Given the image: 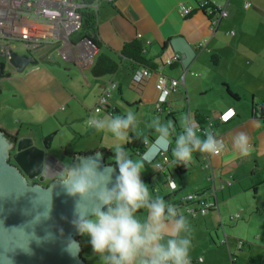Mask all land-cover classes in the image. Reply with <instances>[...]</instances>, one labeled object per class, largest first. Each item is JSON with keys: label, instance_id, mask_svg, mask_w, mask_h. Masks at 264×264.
Returning <instances> with one entry per match:
<instances>
[{"label": "crops", "instance_id": "0c3cea01", "mask_svg": "<svg viewBox=\"0 0 264 264\" xmlns=\"http://www.w3.org/2000/svg\"><path fill=\"white\" fill-rule=\"evenodd\" d=\"M222 2L223 0H115L113 3L107 2L106 6L104 1H100L97 30L103 48L97 52V56L104 53L117 59L125 44L137 39L142 41L147 48L148 57L158 69L151 78L141 84H134L129 80L131 76L134 79V72L125 59L120 62V69L115 75L100 80H96L91 74L93 65L64 61L82 73L84 79L76 73H70V77L72 79V76H75L82 85L81 88L87 89L84 94L88 96L92 92L94 98L99 101L105 90L109 91V99L102 107L105 109L108 106L112 112L118 114L114 117L108 115L112 120H128L127 115H123L125 111L121 109V104L135 108L136 113L142 114L147 111L145 106L149 105L158 114L157 120L152 114H145L143 123L151 125L147 127L146 134L136 136L146 141L145 152L163 134L157 131L158 129L167 130L168 139L172 144L168 154L170 161L163 169L145 161L143 156L140 159L145 166L142 178L149 187V194L152 192L154 196V199L149 196L148 201L155 202L162 198L160 179L164 178L172 193L181 194L188 189L184 187L187 176L204 170L201 178L195 177L197 189L187 192L186 197L194 194V203L208 202L213 203L215 207L203 214L200 212V205L196 204L191 207L197 210L194 215L186 208L173 204L177 202L172 200L175 196L164 200L165 215L168 217L165 223L171 227L175 221L183 218L186 225L178 236L166 235L162 243L166 246L167 240L173 238L190 240L191 264H264V119L260 121V110L264 105V0H228V16L221 19L216 31L211 32L210 7H217ZM181 6L192 7L193 14L183 17L179 11ZM228 33L233 34L228 36ZM199 45H202L201 49L198 48ZM176 55H180L181 59L173 65H168V60ZM58 64L62 66L61 63ZM63 67L69 68L66 64H63ZM9 72L10 76L6 80H14V83H17L16 96L26 97L29 108L43 114V117L33 115L32 124L43 125V120L49 117V113L53 118H57V112L67 110V107L74 105V100L78 99L81 129L90 131V123L96 119L98 124L94 126V130L98 127L104 128V111L100 114L87 112V120H84V111L81 110L83 101L79 100V94L73 90L71 80L67 77L63 79L65 76L62 75V68L43 62L28 67L22 73L13 67H10ZM161 74L170 80H179L180 83L175 90H172L169 84V100L159 111L156 82ZM53 80H56L59 87H64V91H58ZM52 100H56L59 105L50 104L46 107V102ZM99 105L98 102L95 110ZM12 107L24 109L23 105L13 104ZM229 108L236 110V117L223 124L219 121V116ZM196 115L205 120L203 126H198ZM66 119L67 123H70L69 118ZM132 121L134 134L135 121ZM177 124L183 128H193L196 139L201 142L207 141L209 136L212 139L220 138L221 152L213 156L194 149L191 161L187 165L183 164V171L178 174L177 169L181 165L175 162L172 155L178 142L174 129ZM0 126L7 130L5 125ZM120 130L126 133L123 138L126 145L129 133L122 128ZM58 131L55 129L47 135H58ZM154 131V142L151 144L148 142V134ZM242 134L248 137L247 156L241 152ZM34 144L46 148L39 143ZM103 147L125 148L104 145L89 152L65 150L68 154L91 153ZM49 156L54 158L51 154ZM107 163L112 164L113 160ZM66 171L68 174L70 170L66 168L64 172ZM178 180L183 182V186H179ZM171 182H174L176 188L171 186ZM213 184L216 186V194L212 190ZM223 185H226L225 189H222ZM251 192H254V198L250 197ZM168 205L175 208V216L167 212ZM148 214V209L144 208L136 216L141 222H146ZM237 214L240 217L235 218ZM80 237L84 248L83 257L89 264H110V260H105L92 251L87 236ZM241 254L244 258H241Z\"/></svg>", "mask_w": 264, "mask_h": 264}, {"label": "clouds", "instance_id": "9594fccd", "mask_svg": "<svg viewBox=\"0 0 264 264\" xmlns=\"http://www.w3.org/2000/svg\"><path fill=\"white\" fill-rule=\"evenodd\" d=\"M139 69V68H138ZM135 84V83H134ZM103 112V111H102ZM132 117L128 120L117 118L111 125V130L118 138L123 139L121 128H128ZM160 135L155 144L143 154V159L151 163L161 151L170 149V140L166 129H158ZM187 138L181 136L172 155L175 162L187 165L192 159L194 149L213 156L219 154L215 141L209 136L201 142L195 139V132L188 128ZM191 142V147L189 146ZM241 152L249 154L248 137H240ZM113 158L119 169L116 184L112 189L107 188L111 174L105 177V187L102 192L95 182L96 161L84 164L81 169H73L64 181L66 192L78 198L84 210L77 214L74 227L82 236H87L94 253L110 264H191L189 251L191 242L188 239H168L165 246L162 241L166 235L176 237L185 228L186 221L181 218L169 227L165 223L166 203L162 198L149 203V187L142 178L143 164L133 163L123 159L121 149H116ZM95 193H98L94 196ZM91 203V207H89ZM148 209V219L141 222L136 214ZM167 212L175 216V208L167 206ZM70 243L75 244V241ZM105 254H108L107 256Z\"/></svg>", "mask_w": 264, "mask_h": 264}, {"label": "water", "instance_id": "95a60500", "mask_svg": "<svg viewBox=\"0 0 264 264\" xmlns=\"http://www.w3.org/2000/svg\"><path fill=\"white\" fill-rule=\"evenodd\" d=\"M7 61L22 73L28 66L41 63L43 57L35 59L12 52ZM262 119L264 105L260 110V121ZM20 132L16 131L12 141L0 128V264H89L83 257L81 235L73 223L84 209L80 207L82 202L65 190L68 175L48 187L30 184V179L44 182L47 178V149L35 145L28 134ZM108 156L100 151L79 155L69 173L96 161L95 182L99 191L104 190L109 173L111 181L106 186L112 189L119 169L107 163ZM212 190L216 194L215 184ZM88 206L91 207V203Z\"/></svg>", "mask_w": 264, "mask_h": 264}, {"label": "built area", "instance_id": "2783aa9c", "mask_svg": "<svg viewBox=\"0 0 264 264\" xmlns=\"http://www.w3.org/2000/svg\"><path fill=\"white\" fill-rule=\"evenodd\" d=\"M101 0H0V54L8 60L12 52L18 53L19 47H24V55L36 57L39 51L48 49L45 54L47 60H68L83 63L84 65L92 66L96 60L97 47L87 39L80 42H72L71 37L83 26L82 12L86 8H91L94 11L99 10ZM113 3L115 0H107ZM223 0L222 4L218 5V13L211 18V32L216 31L221 19L228 16L227 2ZM249 6V5H246ZM183 17L191 16L194 12L192 7L181 6L179 9ZM217 12V11H216ZM212 13V11H211ZM233 33H228L231 35ZM199 49L202 45L198 46ZM181 59L180 55L168 60V65H173ZM155 74L148 68H139L134 72L135 84H141L144 80L151 78ZM180 81L168 78L165 75H159L156 82V90L159 93L157 98V108L160 109L163 104L169 100L171 89H177ZM171 85V89L169 88ZM109 91L99 98L100 105L95 112L102 113L103 104L107 103ZM236 110L229 108L219 116V121L223 124L229 123L236 117ZM98 119L93 120L91 125H97ZM191 128V127H190ZM193 129V128H191ZM216 147L221 152L222 140L213 138ZM167 151H161L159 156L162 160L156 161L154 158L151 163L155 162L160 169L170 161ZM60 172L59 164L53 159H49L47 164V175H55ZM231 185V183L229 184ZM174 186V182H171ZM226 186H222L225 189ZM196 195L189 194L186 199L194 201ZM213 203H204L200 212L206 214L208 209H213ZM191 214L196 215L193 208L187 209ZM240 217L239 214L235 218ZM202 261V259L200 260Z\"/></svg>", "mask_w": 264, "mask_h": 264}, {"label": "rangeland", "instance_id": "374dc122", "mask_svg": "<svg viewBox=\"0 0 264 264\" xmlns=\"http://www.w3.org/2000/svg\"><path fill=\"white\" fill-rule=\"evenodd\" d=\"M102 1H104L105 4L108 2L107 0H102ZM106 6H107V4H106ZM48 52H49L48 49H44L42 51H39L36 54V56L38 58H40L43 55L47 54ZM18 53L23 54L24 53V47L20 46ZM165 57H166V55H164V58ZM57 61L59 63H61V65H62V66H60V64H57L56 67L62 68V70H63L62 75L65 76L63 79L65 80L67 77L69 80H71V86L73 87V90L79 94V100L83 101V108L81 110L84 111L82 113L84 120H87V112H91V111L95 112L96 104L99 101H97L94 98V94L92 92H90L88 96L86 94H84L85 92H87V89L83 90V88H81L82 85L79 84L78 79H75V76H72V79H71L70 73H76V75L78 77H79V75L82 76V73H80V70L75 69L72 64L65 63V61L62 59H57ZM63 64L68 65L69 68L65 69L63 67ZM53 66H55V65H53ZM28 67H32V66H28ZM126 67H128V64ZM82 78H83V76H82ZM129 80L131 82H133L134 79L131 76V77H129ZM53 81H54V86L58 91H64V87H59L57 85L56 80H53ZM15 84H17V83H14V80H6L3 84L4 89H3L2 99H1V106L3 109H1L2 111L0 113V124L5 125V128L7 130H9V132H12V133H15V131H18V130H20L22 132L24 131L23 134H28L29 136L32 137V139L34 140L35 143H39L40 145H43V137L44 136L53 132V130L58 129L59 133L55 137V139L53 140V144H52L51 148L47 150L46 155L48 156L51 154L56 160H58L65 167H68L73 162V160L75 158V156H70L66 152L65 149H68L69 151L85 150L86 152H89L90 150L93 151V150L99 148L100 146H104V145L117 146V147L126 146L123 139L118 138V137L114 138V136H116V134L111 130L110 125L115 121V119L112 120L108 116V114L105 112V110H103L104 111L103 112V118L106 120L105 121L106 124H105L103 129H100L98 127V129L91 130L92 132L88 131V130L81 129L82 127L80 126L81 121H79L80 117H79V101H78V99L74 100V105H69V107H67V110L57 112V114L55 116L57 118H53V115L51 113H49V117L47 119L43 120V125L39 126V124H37V125L32 124L31 123L32 122L31 117L33 115H40L43 117V114H39V112H37L36 110L30 109L28 104H27V101L25 100L26 97L16 96ZM126 92L129 93L128 90ZM85 96H87V97H85ZM116 97H118V94ZM21 99H24V100H21ZM13 104H14V106L15 105L16 106L17 105H23L24 109L18 110L16 108H13L12 107ZM46 104H47L46 107H49L50 104L59 105V103H57L56 100L48 101V102H46ZM70 106L72 107L71 109H70ZM120 107L123 111H125V113L123 112V115L126 114L128 118H129V116H131L132 119H134L135 124H134L133 130H134L135 136H137V137H141L143 134H146L147 127L151 125V124L143 123L142 119L145 116V114H148L150 116L152 114L153 118L155 117L156 120L159 119V116H158V114H156L154 108L152 106H149V105L145 106V108H147V111L144 114L136 113L135 108H129L127 106H124L123 104H121ZM142 108L143 107L141 106V109ZM54 109L55 108L53 107V110ZM103 109H104V107H103ZM148 115H146V116H148ZM66 118H69L70 123H67ZM13 129H15V131H11ZM71 129H73L75 131H71ZM90 129H91V127H90ZM119 131L123 134V137H125L126 133L122 132L121 130H119ZM89 132H91L90 135H88ZM80 134H81V137H79ZM74 153L79 154V152H74ZM133 159L135 160V163H137V162L141 163L140 159H136L134 157H133ZM109 161H111V160H109ZM143 167H145V166L143 165ZM144 171H145V168H144L143 172ZM203 171H204L203 169L198 170L197 173L195 172V174L187 176V178L185 179L187 181V183L184 184V187H186L188 189H186V191L182 192L181 194L175 196L172 200L184 203L186 201L185 198H186L187 192H189L190 190L194 191L197 189L196 186H198V185H196V183H194L195 177H198V179L201 178ZM63 175H62V177H64ZM178 183H180L179 186H181V185L183 186V182H181L180 180H178ZM160 185H161V189L163 190V192H160V197H162V198L168 197L172 193V190L170 189V187L168 185L165 184L164 178L160 179ZM155 187L157 188V185ZM181 190H183V187H181ZM250 194H251L250 197L254 198L253 197L254 192H251ZM149 196L154 199L152 192H151V194H149ZM199 198H202V197H199ZM197 199H198V197H197ZM241 258H244L242 256V254H241Z\"/></svg>", "mask_w": 264, "mask_h": 264}, {"label": "trees", "instance_id": "16d2710c", "mask_svg": "<svg viewBox=\"0 0 264 264\" xmlns=\"http://www.w3.org/2000/svg\"><path fill=\"white\" fill-rule=\"evenodd\" d=\"M210 10L212 11L211 18H213L218 13V9L214 6H211ZM82 15H83V26L79 30V32L72 35V37H71L72 42L76 43V42H80L84 39H87V40H90L99 50H101L103 48V42L99 38V34H98V30H97V12L91 8H86L85 11L82 12ZM166 45H167V43L165 44V48H166ZM124 59L128 60L133 72H135L138 68H142V67L151 69L152 71H157V69H158L157 65L153 62V60L148 57L147 48L144 46L143 42L137 39V40H134L132 42L125 44L124 47L121 49L117 59H115L111 56H108L104 53L99 54L97 56L94 64H93V66H92V69H91V74H92L93 78H95L96 80H100V79L105 78L107 76L115 75L120 69V66H121L120 62ZM45 63H49L50 65H57L59 62L57 60H50V59L47 60L46 59ZM6 64H7L6 58L0 56V69L3 70L6 67ZM4 75L7 76L8 74L5 71L2 73L0 72V78L1 79L4 77ZM103 110H105V112L108 115L113 116V117L117 114L115 112H112L111 108H109L108 106L105 107V109H103ZM159 111H161V108L159 109ZM116 116H118V114ZM196 122H197L198 126H203V124H205V120H203L198 115H196ZM94 126H96V125L92 126L90 123V127H92L91 130L92 129L94 130ZM132 127H133V121L130 122L128 128H126V129L122 128L123 130H125L129 133V140H128L125 148L121 149L120 154L122 155L123 159L132 160V162L135 163V160L133 159V157L136 159H141L143 154L145 153V151L147 149V147H146L147 143L145 140L139 139L136 136H134V134L132 133ZM188 128H190V127L183 128L180 126V124L179 125L177 124L174 127V129H176L175 134L178 137V140L181 136H184L185 138H187L186 129H188ZM192 130L194 131V129H192ZM91 132H89L88 135H90ZM153 133H155V131L150 132L148 134V137H149L148 142L151 144H152V142H154V137L152 135ZM56 136H57V133H53V134L44 136L43 137V145L46 148H51V146L53 144V140L55 139ZM79 137H81V134L79 135ZM194 138L196 139V136ZM189 146L190 147L192 146L191 142H189ZM97 151H100L101 153L109 154V156L106 158L107 161H109V160L112 161L113 158L117 155L115 148L103 147V148L96 150L95 152H97ZM91 153H93V152H91ZM91 153L79 152V154H77V153H69V154L71 156H74V155L75 156H77V155L81 156V155H86V154H91ZM128 153H130L131 155L129 156ZM168 154H170V149L166 152V155H168ZM161 159H162L161 156H158L156 161H160ZM75 161L76 160H74L72 162L71 168L75 164ZM155 162H153V164H155ZM112 164H115L117 166V164L114 162V160H113ZM179 164L181 165V167H179L177 169L178 174L183 171V167H184L183 164H181V163H179ZM224 186H226V185H224ZM179 194H180V192H173L168 197H165L163 200H168V199L172 198L173 196H177ZM148 202L152 203V201H148ZM173 204H178L180 208L184 207L186 209H189L196 204H199L200 208H202L204 205V204H201L199 202L194 203V201H189L187 199L184 203L183 202H176ZM193 209H195V208H193ZM209 210H211V208L208 209V211ZM195 211H197V210L195 209Z\"/></svg>", "mask_w": 264, "mask_h": 264}, {"label": "flooded vegetation", "instance_id": "af4514ba", "mask_svg": "<svg viewBox=\"0 0 264 264\" xmlns=\"http://www.w3.org/2000/svg\"><path fill=\"white\" fill-rule=\"evenodd\" d=\"M0 56H2V54H0ZM3 57V56H2ZM43 57V61H41V63H43V62H45L46 61V57H45V55H43L42 56ZM36 58H38L37 56L35 57V59ZM6 62H7V64H6V67L2 70V69H0V72L2 73V72H6L8 75L7 76H5L4 75V77L1 79L0 78V111H1V108H2V106H1V99H2V94H3V89H4V82H5V80H6V78L8 79L9 78V76H10V67L11 66H9L8 65V61L6 60ZM40 64V63H39ZM9 66V67H8ZM15 69V68H14ZM16 70V69H15ZM0 128L4 131V133H5V135L9 138V139H11L12 141L15 139V136H16V132L13 134V133H10L9 131H7V130H5V129H3L1 126H0ZM21 133V132H20ZM21 134H23V133H21ZM48 150V149H47ZM14 153H16V150L15 149H13V151H12V154H14ZM73 153V152H72ZM49 156V155H48ZM76 157L77 156H75V158H74V160H76ZM53 159V161H55V162H57L58 164H59V168H60V172H58V173H56L55 175H46V180L44 181V182H42V181H40L39 179H30L29 180V183L30 184H33V185H37V184H42L43 186H45V187H48L51 183H53L55 180H57V179H64L68 174H66L67 173V171L66 172H64L65 171V169L67 168V170H70L71 169V164L68 166V167H65L64 165H62L58 160H56V159H54V158H52V157H48V161H49V159ZM73 160V161H74ZM11 162L12 163H14V161L13 160H11ZM69 173V172H68ZM64 174V175H63ZM62 175L64 176V177H62ZM52 178V179H51Z\"/></svg>", "mask_w": 264, "mask_h": 264}]
</instances>
